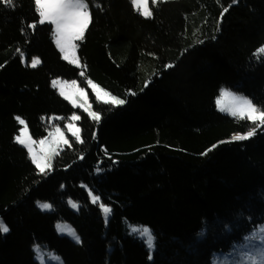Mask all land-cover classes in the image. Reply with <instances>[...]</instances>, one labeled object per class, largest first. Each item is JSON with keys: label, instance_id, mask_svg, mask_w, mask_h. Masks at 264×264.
Segmentation results:
<instances>
[{"label": "trees", "instance_id": "obj_1", "mask_svg": "<svg viewBox=\"0 0 264 264\" xmlns=\"http://www.w3.org/2000/svg\"><path fill=\"white\" fill-rule=\"evenodd\" d=\"M86 1L83 76L54 26L39 24L35 0L0 2V264H40L35 244L65 264H251L264 250V126L219 111L216 98L224 85L264 112V0H150L151 17L132 0ZM55 77L92 80L126 102L92 96L99 122L79 110L81 140L41 172L15 142L16 118L41 138L49 116L70 114ZM59 221L81 241L60 235ZM132 225L152 230L151 259Z\"/></svg>", "mask_w": 264, "mask_h": 264}, {"label": "rangeland", "instance_id": "obj_2", "mask_svg": "<svg viewBox=\"0 0 264 264\" xmlns=\"http://www.w3.org/2000/svg\"><path fill=\"white\" fill-rule=\"evenodd\" d=\"M85 3L88 5L86 0H85ZM135 7L142 14V12L144 11L145 5L140 4L139 6H135ZM146 7H147V10L151 12V16H152L153 12H152V9L150 6V0H147ZM87 10L90 13L89 6H88ZM143 16L144 17H151V16H145V15H143ZM90 17H91V15H90ZM88 26H89V24H88ZM54 28H55V26H54ZM87 28L84 30L83 37L85 35ZM78 42H79V40L73 42L76 45V47L73 50H70L68 52L69 59L66 61L69 62L70 64L74 65L78 69H80V74L83 76L85 71H84L82 61L80 60V57L78 54V46H79ZM56 47H57V45H56ZM58 50L60 51L59 48H58ZM60 53L63 57L64 53H62L61 51H60ZM73 60H77L78 64L73 63L72 62ZM54 80L60 81L61 85L63 86L64 95L60 94V91H61L60 85H58L54 88L58 91V93L62 97L65 98V96H67L68 99H66V100H68L73 106V110L70 112V114L67 116H58V115L49 116L46 119L47 134L41 138L33 137L31 135V132L29 130V127H28L26 120L20 117L27 124L28 135H26L23 138L25 139L26 143L28 145H30V147L32 148V153L34 154L36 161L44 169L43 172H45V171H47L53 167L54 158L60 152L61 149L65 148L66 146L71 145L73 139L81 140L82 135H81L80 120H81L82 116H81L80 111H83V112L89 114L90 116H91V113H95V114L99 115L94 110L93 101L91 98L92 96H95V98L100 100V101H103L102 99H100V97H105V98L114 97L116 99H123L121 97H118V96L112 94L108 89L102 87L101 85H99L98 83H96L92 80H88L87 84H83L78 79H66L63 77H55V78H53L52 82ZM89 82H91V83H89ZM52 86H53V84H52ZM234 98H246V99L251 101L253 106H255L254 103L252 102V100L248 96H246L245 94H243L237 90L230 89L229 87L223 85L220 89L219 95L216 98V104H217L218 110L221 111L220 109H223V111H221V112L231 115V111L236 110L237 105H238V101ZM217 101H219V104L217 103ZM74 116L79 117V119H73ZM231 116H233V115H231ZM235 117L241 118V117H246V116L241 114V115H237ZM91 118H92V116H91ZM23 128H24V125H21L20 132L16 135V137L18 135H20ZM57 128L60 129L59 132H56ZM76 129H79V132L74 135V132ZM77 135L79 136V139H77ZM29 136H30V139L28 138ZM41 141H43V143H41ZM22 146H24V145H22ZM25 148L27 149V147H25ZM29 156H30V154H29ZM31 160L33 161L32 158H31ZM34 164L37 166L36 163H34ZM49 165H50V167H49ZM38 169L40 170V168H38ZM89 193H90V196H91L93 201H95V202L99 201L98 197L92 191H89ZM39 202L45 203L46 201H39ZM73 202H75V201H73ZM46 203H49V202H46ZM49 204L51 205V203H49ZM78 205H79V203H78ZM103 207H105V206H102V210H103ZM44 211H50V210H44ZM103 215L105 218L104 212H103ZM108 218H109V215H108ZM108 218H107V220L105 219L106 223L108 222ZM58 224L67 226L68 228L75 230L76 234L79 236L80 241H81V237H80L79 233L70 223L65 222V221H59L56 224V229H57ZM133 227H141V226L132 225L131 229ZM57 232H58V230H57ZM58 233L60 235L67 236V237L71 238L72 240H74L72 238V236L68 235L67 233H60V232H58ZM35 246H39V252L34 250ZM34 247H33V250H34L35 259L40 264H65L62 257L57 252L48 249L45 245L35 244ZM153 251H154V249L151 251V257H153Z\"/></svg>", "mask_w": 264, "mask_h": 264}, {"label": "snow or ice", "instance_id": "obj_3", "mask_svg": "<svg viewBox=\"0 0 264 264\" xmlns=\"http://www.w3.org/2000/svg\"><path fill=\"white\" fill-rule=\"evenodd\" d=\"M0 2H3L8 7L14 6L13 0H0ZM132 3L135 6L144 4L145 7L142 14L145 16H151V12L148 11L146 7L147 0H132ZM35 5H36V10L40 17L39 24L43 25L45 22H48L55 26L54 42L57 45V47L60 49V51L64 53L63 58L65 60H68L69 59L68 52L76 47V45L73 42L81 40L83 38L84 30L88 27V24L90 22L91 17L89 11L87 10L88 5L85 3V0H35ZM30 27L35 28L36 25L33 24L30 25ZM258 51L264 52V47H262ZM72 62L78 64L77 60H73ZM39 63H40L39 58L34 57L32 59L31 66L36 67ZM169 67L171 66L169 65ZM52 84L53 87L60 85L61 88L60 94L64 95L63 86L61 85L60 81L54 80ZM145 87H147V84L145 85ZM65 99H68V97L65 96ZM100 99H102L105 103H111L116 106L123 105L126 102L124 99H116L114 97H108V98L100 97ZM234 99L238 101V105L236 110L231 111V115L237 116L243 114L246 116L247 119H250L253 122L259 121L257 127L264 126V112H261L259 109L253 106L251 101L246 98H234ZM217 103L219 104V101H217ZM220 110L223 111V109ZM91 116L97 122H99L100 120L99 115L95 113H91ZM16 119L18 120V123L24 125V128L22 129L20 135L14 138L15 142L27 147L30 157L33 159V162L36 163L37 167L40 168L41 172H43L44 169L36 161V158L32 153V148L30 147V145L26 143L25 139L23 138L26 135H28L26 122L19 117H17ZM73 119H79V117L74 116ZM59 131L60 129L57 128L56 132ZM78 132L79 129H76L74 135ZM255 134H256V128H253L247 134L235 136L233 137V139L247 140L250 137L254 136ZM28 138L30 139V136ZM77 139H79L78 135H77ZM41 143H43V141H41ZM69 205L73 209H77V210L79 209V205L76 202L69 200ZM37 206L40 207L41 210L52 209V205L46 202L40 203L38 201ZM103 212L105 213V219L107 220L108 215H110L111 213V209L108 207H103ZM57 230L60 233H67L68 235L72 236V238L77 243L80 242V238L76 234L75 230L60 224L57 225ZM8 231L9 228L7 227V225H5L3 221H0V232L7 233ZM260 232L261 235H264V226H261ZM130 234L137 235L139 238H141L148 247L149 252L151 253V251L155 247V236L150 228H148L147 226L133 227L131 229ZM201 235H203V233H201ZM34 250L39 252V246H35ZM149 259H151V255L149 256ZM249 260L251 264H264V250L260 252L258 258L249 257Z\"/></svg>", "mask_w": 264, "mask_h": 264}]
</instances>
